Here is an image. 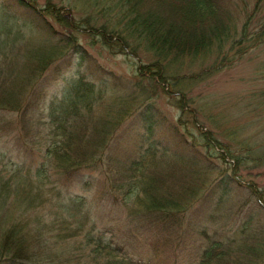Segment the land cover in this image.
I'll use <instances>...</instances> for the list:
<instances>
[{"label":"rangeland","instance_id":"1","mask_svg":"<svg viewBox=\"0 0 264 264\" xmlns=\"http://www.w3.org/2000/svg\"><path fill=\"white\" fill-rule=\"evenodd\" d=\"M229 1L226 0L227 3ZM231 1L230 21L239 33L245 20L244 1L250 13L257 0ZM61 3L78 20L87 15H98V22L113 20L112 12L102 14L103 0H61ZM65 12L66 9H63L61 14ZM263 17L264 3L256 14L246 18L250 19L249 41H241V46L247 50L237 56L239 59L219 71L207 72L195 78V82L187 84L183 81L174 87L188 94L186 97L190 99L189 107L192 110L187 107L183 111L185 127L192 131L205 160L200 164L181 159L175 163V170H167L163 164L164 158L158 159L160 163L156 170L169 173L171 177L168 176L166 181L170 182L171 190L179 191L176 193L177 200L183 203L184 199L190 198V201L176 232L160 237L162 242L165 240V243L161 242L163 247L159 249L157 246L156 251L151 245L152 251L148 253H152L154 260L151 261L155 264L157 261L159 264H171L173 259H176V264H200L201 250L213 243L217 244L213 250L224 254L214 264H264V35L257 37L256 32L252 34ZM3 21L0 17V27L4 25ZM208 23L213 25L215 22L212 20ZM19 35L14 32L5 34L6 38L2 41L0 39V76L3 78L0 94L5 96L9 91L14 97L9 102L0 99V232L13 223L21 222L27 240L37 249L46 250V261L50 264H104L106 259L109 262L108 259L115 255L99 250L101 252L96 258L93 252L88 258V253L95 247V239H86V235L95 237L105 222L113 221L118 226L112 229L116 239L122 235L135 242L133 236H137V239L154 236L152 232L139 229L144 225L140 224L141 221L137 223V220H133L135 218L130 221L127 210H123L119 204L100 196L97 198L96 195H101L104 188H115L125 180L122 174L126 171L124 164L128 162L117 163L126 150L122 144L124 138L105 148L103 163L94 172L97 182L90 188H82L74 182L64 183L50 169L46 177L38 178L36 168L49 142L47 133L52 127L50 121L39 114L40 111L54 96L61 97L68 93L70 102L79 104L82 98L81 92L74 89L69 91L64 64L55 62L41 71L42 58H56L45 48V41L29 32ZM26 40L34 42L33 48L34 44L42 48L32 53L33 48L27 46ZM80 40L88 43L85 44L86 49L103 66L120 75L129 85L143 77L139 75L144 71L139 64L153 60L151 51L138 50V55L132 56L106 50L96 42L97 38L89 35L81 36ZM213 54L197 62L194 60L183 66L180 72L194 77L212 62ZM42 74L49 78L48 85L24 109L22 116V112L13 110V106L16 109L24 106L28 89ZM158 84L143 79L132 88L136 87L137 93L144 88L151 96L149 100L165 112L170 121H175L180 114L175 98L166 91L164 83ZM21 99L23 102L20 106L17 103ZM137 99L131 98L130 105L133 101L132 106L135 105ZM114 100L115 97L106 94L102 103L94 107L99 111L102 106H118L119 101ZM194 116L197 121L193 123ZM127 121L119 129L124 128ZM200 130L207 131L218 142L207 140V143L203 135L200 136ZM221 176H225L224 182L216 190L222 192L219 197L224 202L220 198L216 201L213 197L212 200L219 204L210 206L205 193ZM125 189V186H119L120 193ZM254 189L260 198L254 195ZM126 243L123 246L130 248Z\"/></svg>","mask_w":264,"mask_h":264},{"label":"trees","instance_id":"2","mask_svg":"<svg viewBox=\"0 0 264 264\" xmlns=\"http://www.w3.org/2000/svg\"><path fill=\"white\" fill-rule=\"evenodd\" d=\"M263 3L264 0H257L256 6L248 13L244 1L242 8L245 20L238 33L230 21L231 0L228 3L226 0H103L101 12H112L113 20L105 19L101 22H98V15H87L78 20L61 0H0V17L1 21L5 20L0 27L1 41L6 38L5 34L14 32L20 35L28 32L39 35L45 41L47 51L56 57L55 60H52V56L42 58L41 71L55 62L64 64L68 73L64 77L69 82V91L74 89L81 92L80 104L70 102L69 94L64 93L61 97L54 96L40 111L39 114L46 117L52 127L47 133L49 142L36 168V176L46 177L50 169L64 183L74 182L82 188H90L97 182V174L94 172L103 163L105 148L124 138L122 144L126 150L117 163L128 162L124 164L126 171L122 174L125 180L115 188H104L101 195H96L97 198L100 196L119 204L123 210H127L130 221L132 218L137 223L141 221L140 224L144 225L139 229L146 233L152 232L154 236L144 239L133 236L135 242H130L120 235L118 241L112 235V229L118 226L113 221L105 222L96 236L93 233L95 237L86 235V239H95V247L88 253V258L92 252L96 258L101 252L99 250H102L108 255H115L108 259L109 262L106 259L104 264H155L151 261L154 260L152 253H148L152 251L151 245L156 251L157 246L159 249L163 247L165 240L162 242L160 237L176 232L190 201V198L184 199L183 203L177 200L176 193L179 191L171 190L170 182L166 181L171 177L169 173L156 170L160 163L158 159L164 158L163 164L167 170H175V163L181 159L200 164L205 160V156L198 150L199 143L193 138L192 131L185 127L183 111L190 104V99L186 97L188 94L174 87L183 81L187 84L195 82L203 74L219 71L239 59L247 50L241 46V41H249L250 19L246 18L256 14ZM63 9L67 11L65 14H61ZM212 20L215 22L213 25L208 23ZM254 32L257 37L264 35V17L252 34ZM86 35L97 38L100 47L109 51L132 56H137L138 50L151 51L153 60L139 64V68L144 70L139 75L145 77L139 80H152L157 85L162 82L167 86L166 91L175 98L180 110L175 121H170L166 113L149 100L151 96L144 88L139 93L136 87L132 88L139 84V80L129 85L120 75L103 66L86 49L85 44L88 43L80 40L81 36ZM26 43L33 48L34 42L26 40ZM39 46L34 44L32 53L42 48ZM212 53L215 54L212 62L194 77L180 72L183 66L194 60L206 59ZM2 80L0 76V86ZM48 82L49 78L42 74L28 89L24 106L17 109L13 106V110L22 112L24 116V109L41 95ZM106 94L115 97L119 101L118 106H102L97 111L94 106L101 104ZM2 98V102H9L14 97L8 91L5 96L0 94ZM131 98H138L133 106L134 101L131 105L129 103ZM22 102L21 99L17 104L21 106ZM126 119V126L119 129ZM195 121L197 119L194 116L193 123ZM201 135L206 142H218L205 130H200ZM224 179L225 176H221L205 193L210 206L219 204L216 201L222 192H217L216 188ZM119 186H125L126 189L120 193ZM256 192L254 189V195L260 198ZM213 197L216 201L212 200ZM220 200L224 202L223 198ZM20 223H13L0 232V264H50L46 261V250L37 249L27 240ZM125 242L130 248L123 246ZM215 247L217 244L213 243L201 250L200 264L204 261V264H214L218 258L224 257L223 252L213 250ZM171 264H176V259Z\"/></svg>","mask_w":264,"mask_h":264}]
</instances>
